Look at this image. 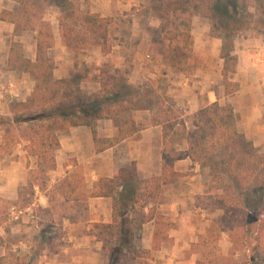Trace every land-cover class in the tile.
<instances>
[{
	"label": "trees",
	"instance_id": "trees-1",
	"mask_svg": "<svg viewBox=\"0 0 264 264\" xmlns=\"http://www.w3.org/2000/svg\"><path fill=\"white\" fill-rule=\"evenodd\" d=\"M13 1L16 10H3L0 18L14 25L13 36L35 33V56L30 58L20 42L12 41L7 65L9 69L27 73L34 86L24 100L8 101L9 115H0V159L11 156L17 146L26 142V157L35 158V168L29 170L27 183L19 187L16 200L0 197V226L4 225L6 234L4 238L0 236V245L5 247L0 264H35L30 251L13 248L20 240L11 239L13 235L7 225L9 209L13 205L20 209L32 205L35 187L45 191L48 174L56 168L60 136L72 127L109 120L116 132L111 138L97 137L94 132L98 151L124 139H138L141 127L134 114L140 110L152 112L150 123L162 129L161 174L141 179L132 162L119 167L115 177L99 180L92 196L112 198V221L89 223L87 233L102 242L105 264H147L151 250L137 248L135 235L150 220H154L152 250L171 241L167 233L171 224L159 205L164 187L182 175L175 171L174 161L185 156L206 168L211 178L208 193L201 197L205 205L200 208L220 209L235 218L220 223L211 221L198 236V241L191 245L200 254L197 264L225 263L219 246L224 234L234 248L243 243L251 246L248 264H264V152H259L238 129L232 107L218 101L206 103L194 114L195 127L188 130L182 112L173 106L172 98L159 88L155 79L144 86L134 84L108 62L99 69L98 89L94 92L83 90L75 75L56 78L54 61L47 53L54 45V36L50 24L43 19L45 8L53 6L60 12L62 42L74 52L98 46L103 55L110 53L112 18L81 11L77 0ZM147 3L148 9L158 14L164 39L170 42L182 35L186 46L192 43L190 30L180 32L178 27L180 16L188 12L185 7L188 0H147ZM204 6L222 39L220 57L225 60L222 76L227 84L228 73L235 72L238 63L233 54L234 39L249 30L251 24L252 30L264 34V0H204ZM251 7L260 15L251 13ZM246 14L251 19H246ZM238 87V84L231 89L226 86L225 93ZM184 142L185 151L179 149ZM61 182L60 187L69 186L71 180L65 177ZM223 223L225 226H221Z\"/></svg>",
	"mask_w": 264,
	"mask_h": 264
},
{
	"label": "crops",
	"instance_id": "crops-1",
	"mask_svg": "<svg viewBox=\"0 0 264 264\" xmlns=\"http://www.w3.org/2000/svg\"><path fill=\"white\" fill-rule=\"evenodd\" d=\"M79 1L83 10L101 16H112L115 12H122L129 6L136 5L139 0ZM16 8L17 4L13 0H0V14L3 10L15 11ZM205 22L202 26L204 38L194 39L193 42L194 48L200 51L201 67L194 74L195 78H191L195 79L194 85H188L187 78L182 73L176 76L168 91L174 106L181 109L183 117L194 115L201 107L198 91L195 90L202 88L208 102L218 101L220 104L228 103L232 106L238 129L252 140L259 152H264V43L252 38L235 42L238 64L233 74L239 88L225 95L219 90L222 66V59L219 56L221 41L209 37L208 23ZM59 27L57 25V32L53 29L54 45L47 53L54 59L57 68L62 67V71L56 68L54 75L57 78H65L78 62L73 60V57L69 59L70 51L62 42ZM13 29L12 23L0 18V112L4 113L8 111L4 105H7L9 97L24 100L34 86V81L27 73L8 68L10 43L12 41L24 43L22 35L13 36ZM130 30L135 33L134 29ZM119 47L113 46L111 53L108 54L115 56V67L125 62V54H119ZM137 48L139 53L140 47ZM32 50H35V38L32 40ZM82 51L88 52V55L91 53L89 48ZM91 51L98 57H104L99 47H94ZM140 54L143 56L145 53ZM30 58L33 59L34 54ZM255 60L260 62L252 67ZM136 61H139L137 55ZM214 85L217 86L215 90ZM142 116L146 117L147 121L140 126V138L124 139L101 151L96 149L93 134L95 132L100 138L113 137L116 130L109 120H98L93 126L72 127L60 136V147L56 151V168L49 172V188L65 177H68L71 183L69 186L58 188L56 197L35 187L39 209L50 215L54 213L53 206L61 209L59 214H53L49 218L50 239L44 241V250L39 254L35 264H105L102 242L87 233L89 223L112 221V198L92 196V192L98 189L99 180L115 177L119 167L128 166L132 162L135 172L141 179L161 174L162 129L161 126L150 123L151 114L148 110L135 112L138 125ZM185 123L188 130L195 127V124L187 120ZM182 150H186L185 142L182 144ZM34 167V157L27 158L26 151L20 145L11 156L0 159V197L10 201L16 200L19 187L26 185L28 172ZM174 169L182 175L164 187L165 200L159 205V210L171 224L167 229L171 241L162 242L158 249L152 250L154 220L143 224L135 235L137 248L151 250L149 264H197L200 259V254L191 249V245L198 239L194 231L196 223L192 221L190 214L197 206L194 205L192 194L204 190L206 181L201 179L204 175L207 180V172L188 156L175 160ZM78 170L82 174L80 180L75 176ZM33 207L32 210L35 211ZM10 230L11 234L21 230L28 232L31 226L26 225L22 229L10 226ZM0 236L5 237L3 226H0ZM219 246L224 247L221 242ZM3 247L0 245V255L4 253ZM17 247L22 252L30 251V246L23 240H20L17 246H13L14 249Z\"/></svg>",
	"mask_w": 264,
	"mask_h": 264
},
{
	"label": "rangeland",
	"instance_id": "rangeland-1",
	"mask_svg": "<svg viewBox=\"0 0 264 264\" xmlns=\"http://www.w3.org/2000/svg\"><path fill=\"white\" fill-rule=\"evenodd\" d=\"M190 3L192 4L190 5ZM76 4L81 11H84L82 9L79 0H77ZM148 7L149 4L147 3V0H139L136 5L129 6L128 9L123 10L122 12H115L112 16H103V17L112 18V21L109 24L110 42L113 44L112 48L113 46H117V45L120 46L118 50L119 54L120 53L125 54V62L123 65L119 67H115L114 65L116 62L114 58L115 56L108 55L111 52L103 55L104 57L96 56L91 50L92 48L94 47L97 48L98 46L89 47L91 52L89 55L88 52L82 50L77 52L70 51L69 59L70 57H73L72 59L76 60L78 62V65L72 71H70L69 76L75 75L78 79H80V86L83 90L88 92H94L98 89L97 76L99 74V69L101 68V65L106 62L113 65V67L119 72V74H121V76H123L124 78H128L129 81L134 84L144 86V83H146L148 80L155 79L158 83L159 88L165 89L168 94H169L168 92L169 87L172 85V82L174 81L176 76L178 77V74L180 73H182L184 77L187 78L188 85H194L193 82L195 79H191V78H195L194 74L197 72L198 68L201 67L202 60L200 58V51H197L194 48L193 42L194 39L200 40L204 38V32L202 30V26H204V23H206L205 21H207L208 23L209 37L220 40L222 44V39L219 37L218 34L219 32L213 28L214 26L212 24V19L207 17V11L204 6V0H188L187 5H185V7H187L188 9V12L180 16V19L178 21L179 22L178 27L180 29V32L186 31L187 29L190 30L192 43L189 46H186L184 44L182 35H180L177 39L170 42L164 39L162 34L160 33L161 22L157 16L158 14H156L152 10L150 11ZM249 11H251V13L253 11L255 16L260 15L259 11L256 8L252 9L251 7L249 8ZM59 17H60V12L55 7L48 6L45 8L43 13V19L50 24L52 32L54 30L56 32L58 31L56 27L57 25L58 27L60 26ZM246 19H251V17L246 14ZM195 24L196 26H194ZM173 28L174 25H171L170 29ZM58 29L61 35V26ZM130 29H134L135 33L133 34L132 33L133 30ZM22 36L24 37V43L21 42L20 43L26 49L27 54L30 57L32 56V54H34L35 56V50H32V40L33 38H35V33L24 32ZM249 38H252V40L254 39L261 40V42L264 43V34L260 31L252 30V24H251V28L249 30H245L241 32L238 35V37L234 39V51H233L234 55L238 57V54L236 53V49H235V42L240 39H249ZM138 46L140 47L139 53L137 52ZM141 52L145 54L141 56L140 54ZM220 54L219 56H221ZM136 55H137V59L139 60L138 62L136 61ZM89 56H91V58H89ZM221 59H222L221 88L219 90L221 91V93L223 92L225 95H227L225 93L226 92L225 87L227 86L228 89H231L234 87L235 84H238L239 86V83L237 82L233 74L234 72L228 73L229 82L227 84L224 82L222 76V69L225 60L223 58ZM258 62L260 61L259 60H255V62L253 61L252 67L256 66L255 64H257ZM228 65H231V62H229ZM56 68L57 67L55 65V69ZM59 69L60 71H62V67H60ZM215 86L216 85H214V90L216 89ZM195 91H198L200 106H203L206 103H208L202 88L199 89L197 88ZM10 99L13 98L9 97L7 99L6 102L7 105H4L5 109L8 108V103H9L8 101ZM172 104L174 106L173 100H172ZM174 107L177 108L176 106ZM177 109L180 112H182L181 109L179 108ZM151 113L152 112H150V114ZM7 114L8 115L10 114L9 110L7 111V113L0 112V115H7ZM140 119L141 120L139 126L144 125L147 121L146 117L144 116H142ZM184 120H187L192 124H195L194 115L189 114L186 117H184ZM0 137H1V126H0ZM25 144L26 142H22L20 146L24 148ZM179 149H182V145L179 146ZM128 164L129 163H127V165ZM203 170L207 172V176H206L207 180L206 178H204L203 175L201 180L206 181L203 186L204 190L196 191L195 194L194 193L192 194V200H194V205L197 206L196 208H194L193 213L190 214L192 217V221L196 223V228L194 231L195 234L197 235V239H198V235L204 233L205 229L211 224V221H217L220 223L221 221L227 219L233 221L235 220V218L231 217L229 213H225L223 210L220 209H215L212 207H208L207 209H200V205L201 207L202 205L203 206L205 205L201 197H203L208 193L209 187L212 185L210 181L211 180L210 175L208 174L209 173L208 170L206 168H203ZM75 176L77 177V179L80 180L82 177L81 171L80 170L76 171ZM61 180L57 181L51 188H49L50 175L48 174L47 187L43 192L50 194V196L52 195L56 197L58 188H63L60 187L62 183ZM34 191H35L33 195L34 207L32 206L33 209H35V211L33 210L34 218L31 219L28 216V213H24L20 218V220L16 222L9 221L8 218L7 225H9V227L16 226L17 228L20 229L24 228L26 225L31 226V230H28V232L21 230L18 233L12 234L13 237L11 239H18L27 242L28 245L33 250L31 251L30 249V252L33 254L34 256L33 260L36 263L38 260L39 253H41V251L44 250V241L50 239L48 237L50 232L49 218H51L53 214L56 213L59 214L61 209L60 207L53 206L54 211L52 212L54 213H52V215H50V213H46V211L39 209V206L37 204L38 202H36L38 201V197L36 196V190ZM196 197H200V199L197 200ZM164 200L165 197L163 196L162 202ZM207 203H209V201ZM1 226L4 227V225ZM221 226H225V223L221 224ZM220 242L221 245L224 246V247L220 246L222 257L225 262L224 264H248L249 254H250L249 248L251 246L248 247L247 244L243 243V245L240 244L237 248H234L232 247L233 244L230 241V238L228 237V235L225 234L222 235L219 244ZM54 245L55 244H53V246ZM146 263L149 264L148 260L146 261Z\"/></svg>",
	"mask_w": 264,
	"mask_h": 264
},
{
	"label": "built area",
	"instance_id": "built-area-1",
	"mask_svg": "<svg viewBox=\"0 0 264 264\" xmlns=\"http://www.w3.org/2000/svg\"><path fill=\"white\" fill-rule=\"evenodd\" d=\"M32 205L24 208V209H20V208H17L16 206H11L10 209H9V215H8V218H9V221H18L20 220V218L22 217V215L24 213H28V216L33 219L34 218V214H33V210H32Z\"/></svg>",
	"mask_w": 264,
	"mask_h": 264
}]
</instances>
